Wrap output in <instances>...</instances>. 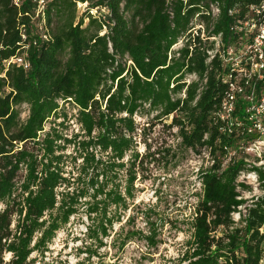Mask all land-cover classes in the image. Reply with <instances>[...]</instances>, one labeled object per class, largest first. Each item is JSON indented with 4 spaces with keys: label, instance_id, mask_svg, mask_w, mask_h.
I'll use <instances>...</instances> for the list:
<instances>
[{
    "label": "trees",
    "instance_id": "16d2710c",
    "mask_svg": "<svg viewBox=\"0 0 264 264\" xmlns=\"http://www.w3.org/2000/svg\"><path fill=\"white\" fill-rule=\"evenodd\" d=\"M263 2L48 0L39 13L35 0H0V264H35L77 217L85 219L82 253L88 260L98 254L120 221L118 211L133 201L148 156L136 149L133 117L141 112L155 120L172 117L177 144L166 154L173 159L178 150H205L210 161L196 173L201 193L192 195L191 235L175 264H260L264 195L245 205L237 191L245 188L237 183L245 159L231 156L225 164L239 141L257 136L246 132L247 105L240 98L233 115L242 126L225 128L214 119L228 91L222 77L229 68L216 57L208 63L207 53L214 49L209 38L219 37L223 46L238 43L235 30L254 9L264 26ZM77 4H86L83 16H77ZM191 76L196 79L186 83ZM240 85L264 93V82ZM23 105L28 115L21 122ZM66 107L75 114L68 117ZM60 118L73 120L78 132L67 137L58 131ZM47 122L52 124L45 131ZM249 171L264 192V166ZM120 172L122 188L112 184ZM153 212L149 206L142 216L146 234L134 233L149 249L158 244ZM134 235H120L119 248Z\"/></svg>",
    "mask_w": 264,
    "mask_h": 264
},
{
    "label": "rangeland",
    "instance_id": "374dc122",
    "mask_svg": "<svg viewBox=\"0 0 264 264\" xmlns=\"http://www.w3.org/2000/svg\"><path fill=\"white\" fill-rule=\"evenodd\" d=\"M75 10L78 17L83 16L87 11L86 4H77ZM89 14L97 16L94 11L89 12ZM101 14H104V11H101ZM86 23L87 20L84 21V24ZM259 25L261 26V24H257L256 13L250 12L247 22L237 28L246 32L247 37H243L237 44L233 43L236 49L234 57L236 63L239 64L242 60L245 62L248 55H245L242 51L238 52V50L241 46L249 44L250 35L259 28ZM199 28L200 26L195 29ZM200 38L203 39L204 35L200 34ZM180 47L181 44H178L174 50ZM127 65H130V63L127 62ZM241 65L244 67L242 63L239 64V68ZM188 82H192L191 77L186 78V83ZM19 111L20 121L23 122L28 115V109L23 105L19 107ZM65 111L68 113V117L75 114V111L71 110L70 107L69 109L66 107ZM154 117L155 114H146L145 112L133 117L138 125L137 152L140 156L145 154H148V156L144 161L142 173L137 175V180L134 183V199L128 202L129 208L125 212L118 211L120 221L112 226L110 236L104 240L105 246L98 251L96 256L91 257L89 260L86 259V255L82 253L86 243L84 238L85 219L84 217L71 218L70 223L57 232L48 246V252L43 257H36L35 264L176 263L184 252L185 243L191 235L188 218L197 200V197L192 195L201 193L196 173L200 166H208L210 161L205 150L199 151L198 154L178 150L174 153L175 159L172 158V154H166V150H175L177 144L176 129L169 126L172 117L163 120H155ZM61 118L56 121V124H62L63 126L58 131L67 137L78 132L79 128L74 125L73 120L63 122ZM259 119L263 129V132L259 134V138L250 142L241 140L236 145L240 148L254 143L255 148L253 151L243 153L238 148L236 152L235 150L231 152L237 158H244L247 164L246 170L240 173L237 179V183L245 186V188L237 190L242 199L247 200L245 205H248L252 198L264 195V192L259 188L256 175L249 171L253 165L256 167L264 166V158L260 159V156L264 153V116L261 115ZM51 124L52 122L45 124V131L49 129ZM71 152V148H68L64 154L69 155ZM124 162H126V159H124ZM226 163L227 159H225ZM119 182L122 188L124 172H120L118 179L112 184H119ZM111 186L109 184L108 188H111ZM149 206L154 207V212L150 214V218L155 222L156 240L158 242L157 247L152 249L146 246L142 236L134 235L136 232L146 234L147 228L142 216ZM111 210L114 211L113 208ZM240 210L243 212V207ZM129 217H132L133 221L128 224L126 220ZM233 220L238 221V214L233 215ZM127 230H130L134 235V239L121 249L119 248L120 235H123ZM8 259L9 256L5 255L4 260L7 261ZM260 264H264V259Z\"/></svg>",
    "mask_w": 264,
    "mask_h": 264
},
{
    "label": "built area",
    "instance_id": "2783aa9c",
    "mask_svg": "<svg viewBox=\"0 0 264 264\" xmlns=\"http://www.w3.org/2000/svg\"><path fill=\"white\" fill-rule=\"evenodd\" d=\"M47 1L48 0H35L39 13L42 12ZM19 2L20 0H14L15 5H17ZM211 9L213 15L218 13L216 8L212 7ZM260 9L264 11V2L261 4ZM251 12L256 13V16L260 15L258 9H254ZM246 22L247 20L243 22L242 25ZM235 31L240 34V41L243 37H247L246 32L243 30L236 29ZM209 41L214 42V49L207 53L209 57L207 62L209 63L213 58L216 57L219 61H221L224 67L229 68V72H227V74L222 77L223 83L227 84L228 86V91L225 93V96L220 103V107L214 115V119L222 123L225 128H230L232 126H242L240 122L236 121L233 115L236 101L240 98L241 101L247 105L245 112L248 117L247 121L249 122V126L247 127L246 132L249 135L257 136L256 139H258L260 136L259 134L263 132L261 120L259 118L261 115L264 116V93L257 96L254 91L250 89L248 84L253 80L264 82V26L259 25V28L250 35L249 44L247 46H241L238 50V52L242 51L245 53V55H248V57L245 59V62L242 60L239 63H243L244 67L241 65L239 68V64L234 60L236 49L233 44L230 46H223L219 37L209 38ZM14 62L17 65L23 66L25 70L28 68V65L22 59H17ZM191 79L195 80L196 78L195 76H191ZM240 81H243V84L248 85L247 89L241 87ZM254 148L255 144L253 143L249 144L247 147L242 146L239 149L242 150L243 153L245 151L248 153L253 151ZM231 156H233V154L229 153L226 158L227 161ZM260 157V159L264 158V153ZM253 166L256 167L255 165Z\"/></svg>",
    "mask_w": 264,
    "mask_h": 264
}]
</instances>
